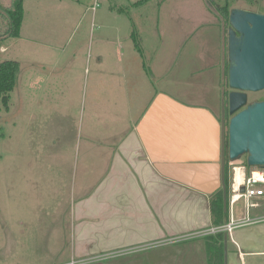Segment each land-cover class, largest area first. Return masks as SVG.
<instances>
[{"label":"rangeland","instance_id":"374dc122","mask_svg":"<svg viewBox=\"0 0 264 264\" xmlns=\"http://www.w3.org/2000/svg\"><path fill=\"white\" fill-rule=\"evenodd\" d=\"M14 1L0 0V5L13 9ZM23 1L34 30L33 35L26 34L37 42L11 36V22L0 14V63L21 65L8 112L0 102V264H64L72 245L71 228L66 226L72 219L71 206L93 185L85 171H100L106 156L105 150L101 153L97 148H93L95 154L87 152V144L107 142L121 133L124 120L136 115L141 104L138 92L143 82L138 68L142 60L128 35L137 30L148 59L153 57L157 65L161 62L155 68L162 74V89L187 104L208 107L211 119L220 125L222 107L228 109L231 92L230 25L223 10L242 8L264 14V0H150L140 7L133 6L140 0ZM158 28L161 35L155 40L152 33ZM130 65L133 79L127 74ZM149 79L146 84L151 87ZM255 101H264V91L249 93V103ZM26 158L34 159L30 177L35 185H51L49 199L45 198L49 211L43 212V220L39 208L32 216L26 213L33 210L21 215L12 208L13 181L19 177L13 164L22 166ZM247 158L243 156L230 168L246 166ZM253 170L247 168V175ZM18 180L26 190L29 185L23 172ZM230 193L231 184L229 197ZM38 197L41 201V192ZM214 199L210 197V204ZM260 202L257 209L251 208V215L246 214L244 201L233 209L230 205V220L234 214L235 221H264V200ZM21 219H25L24 227L18 223ZM43 223L52 231L47 243L41 238ZM63 230L67 236L59 237ZM172 237L108 248L111 253L102 255H112L96 263L208 264L205 237ZM40 253L50 258L38 263V258L25 257ZM227 264H241L230 246Z\"/></svg>","mask_w":264,"mask_h":264},{"label":"crops","instance_id":"0c3cea01","mask_svg":"<svg viewBox=\"0 0 264 264\" xmlns=\"http://www.w3.org/2000/svg\"><path fill=\"white\" fill-rule=\"evenodd\" d=\"M23 7L24 17L17 39L37 42L31 37L34 30L29 27L30 17L24 1ZM135 31L141 52L135 47ZM152 34H155L156 40L161 35L160 28ZM128 37L142 60V66L139 65L138 68L143 82L138 92L141 104L136 115L124 120L126 124L121 133L115 134L107 142L87 144V152L95 154L97 151H93V148H97L101 153L105 150L106 156L100 171H85L93 185L84 190L81 195L83 197L75 200L71 206L72 219L66 226L71 228L72 245L69 261L66 263L73 259L106 254V250H110L108 248L115 250L123 245L159 240L165 236L185 240L189 234L193 235L213 226L210 197L222 186L220 127L217 135V130L211 126L208 107L187 104L173 93L162 89L159 81L163 77L155 68L161 62L157 65L152 61L153 57L148 59L137 30L134 29ZM156 52L154 47L153 55ZM129 67L127 74L133 79L131 65ZM147 76L151 87L146 84ZM176 102L189 110L174 106ZM223 110L224 104L222 112ZM13 165V170L19 177L20 172H23L29 186L24 190L19 185V177H15L11 190L12 208L20 210L21 215L28 209V212L33 210L26 213L30 216L39 208L43 220V212L49 209L45 198L49 199L51 185L48 183L47 187H37L32 181L30 175L34 159L26 158L22 166L16 162ZM40 192L41 201L38 197ZM20 196L24 199L19 198ZM256 199L252 207L254 210L262 204L260 201L264 197ZM61 215H57L58 221L63 219ZM258 217L263 218L262 215ZM24 220L18 221L21 227L26 225ZM246 226L250 230H244L243 227ZM189 231L193 233L187 234ZM51 233L50 226L45 228L43 223V243L49 242ZM65 236L67 233L63 230L59 237ZM229 236L227 247L234 249L241 264H264L263 220L235 226ZM11 242L17 245L14 238ZM101 244H107V247H101ZM25 257L33 260L38 258V263L50 258L49 254L44 256L41 253Z\"/></svg>","mask_w":264,"mask_h":264},{"label":"water","instance_id":"95a60500","mask_svg":"<svg viewBox=\"0 0 264 264\" xmlns=\"http://www.w3.org/2000/svg\"><path fill=\"white\" fill-rule=\"evenodd\" d=\"M0 14L9 18L0 8ZM10 20V19H9ZM228 113L231 118L218 125L222 145V185L225 189L226 129L228 132V161L234 163L247 155L251 168L264 169V101L249 103V93L264 91V14L242 8H233L229 15ZM174 106L185 110L177 103ZM197 113V112H196ZM211 118V117H210ZM236 168H232L231 184L236 183ZM240 191L245 193L246 187ZM233 192L236 190L233 187Z\"/></svg>","mask_w":264,"mask_h":264},{"label":"trees","instance_id":"16d2710c","mask_svg":"<svg viewBox=\"0 0 264 264\" xmlns=\"http://www.w3.org/2000/svg\"><path fill=\"white\" fill-rule=\"evenodd\" d=\"M150 0H140L133 4L134 7H140ZM0 8L3 7L0 5ZM9 15L8 20L11 22L9 32L13 37L20 36V30L24 17L23 0H15L13 9H3ZM224 15L229 19L230 8H224ZM2 15V14H1ZM136 49L141 52L140 44L136 35L133 36ZM21 73V65L17 61H4L0 63V102L3 104L5 110L9 111V104L11 100V93L14 91L19 75ZM225 100V98H224ZM227 102V100H226ZM249 168V166L246 164ZM229 167V165H228ZM225 189L223 185L214 193V200L211 202L212 225L214 227H221L230 222V180L229 171L225 177ZM206 239V253L208 257V264H227V243L229 238L228 233H219L217 235L205 236Z\"/></svg>","mask_w":264,"mask_h":264},{"label":"built area","instance_id":"2783aa9c","mask_svg":"<svg viewBox=\"0 0 264 264\" xmlns=\"http://www.w3.org/2000/svg\"><path fill=\"white\" fill-rule=\"evenodd\" d=\"M232 164V163H231ZM247 166H240L236 168L237 174H241L242 180L239 182L238 180L234 185H231V193H230V205L232 209L234 206L242 201L245 203L246 211L249 212L253 207L252 200L255 198L264 197V171L260 168H255V170L251 171L250 175H247L246 170ZM245 186L246 191L242 193L240 191L241 187ZM233 187L236 192H233ZM246 221H235L234 214L231 217L229 224L221 227L212 228L210 230H204L198 233L193 234L194 237H205L209 235H215L219 233H228L229 235L232 234L235 226H240L246 224ZM109 255H100L92 258L86 259H73L68 264H93L99 262Z\"/></svg>","mask_w":264,"mask_h":264},{"label":"flooded vegetation","instance_id":"af4514ba","mask_svg":"<svg viewBox=\"0 0 264 264\" xmlns=\"http://www.w3.org/2000/svg\"><path fill=\"white\" fill-rule=\"evenodd\" d=\"M223 114H222V116H221V120L222 119H224L225 120V122H226V127H227V125H228V122H227V115H229V113H228V109H225V107H224V110H223V112H222ZM231 118V116L229 115V119ZM228 132H227V129H226V163H225V177H226V175H227V171H229V176H230V174H232V168H230V166L232 165L229 161H228ZM228 165H229V167H228ZM231 169V170H230Z\"/></svg>","mask_w":264,"mask_h":264},{"label":"bare ground","instance_id":"6f19581e","mask_svg":"<svg viewBox=\"0 0 264 264\" xmlns=\"http://www.w3.org/2000/svg\"><path fill=\"white\" fill-rule=\"evenodd\" d=\"M237 180H238L239 182L242 180V178H241V174L238 175V174L236 173V181H237Z\"/></svg>","mask_w":264,"mask_h":264}]
</instances>
